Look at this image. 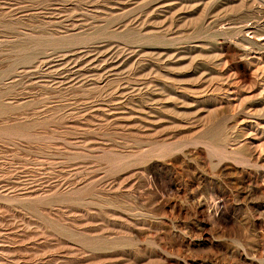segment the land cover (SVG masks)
<instances>
[{
    "label": "rangeland",
    "instance_id": "1",
    "mask_svg": "<svg viewBox=\"0 0 264 264\" xmlns=\"http://www.w3.org/2000/svg\"><path fill=\"white\" fill-rule=\"evenodd\" d=\"M0 264H264V0H0Z\"/></svg>",
    "mask_w": 264,
    "mask_h": 264
}]
</instances>
